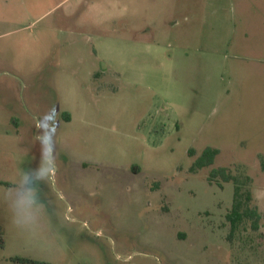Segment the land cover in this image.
Returning a JSON list of instances; mask_svg holds the SVG:
<instances>
[{
	"label": "rangeland",
	"instance_id": "374dc122",
	"mask_svg": "<svg viewBox=\"0 0 264 264\" xmlns=\"http://www.w3.org/2000/svg\"><path fill=\"white\" fill-rule=\"evenodd\" d=\"M218 167L258 229L229 239ZM0 238V264H264V0H0Z\"/></svg>",
	"mask_w": 264,
	"mask_h": 264
},
{
	"label": "trees",
	"instance_id": "16d2710c",
	"mask_svg": "<svg viewBox=\"0 0 264 264\" xmlns=\"http://www.w3.org/2000/svg\"><path fill=\"white\" fill-rule=\"evenodd\" d=\"M218 150L212 147H206L195 159L191 166V171H196L202 167L210 166L213 164L214 158ZM223 182H232L233 184V197L231 207L225 214V220L230 227L229 239L233 233L244 227L249 222L252 230L258 229L259 226V213L257 209L252 206V196L247 183L232 174L226 167H218L210 170L208 174V180ZM218 185L221 187L222 184L218 181ZM2 239L0 238V246L2 245ZM28 261V260H24Z\"/></svg>",
	"mask_w": 264,
	"mask_h": 264
},
{
	"label": "clouds",
	"instance_id": "9594fccd",
	"mask_svg": "<svg viewBox=\"0 0 264 264\" xmlns=\"http://www.w3.org/2000/svg\"><path fill=\"white\" fill-rule=\"evenodd\" d=\"M51 160L42 162L36 168L21 170L13 190L9 194L12 221L21 228L34 226L46 210L40 199V185L49 178Z\"/></svg>",
	"mask_w": 264,
	"mask_h": 264
}]
</instances>
